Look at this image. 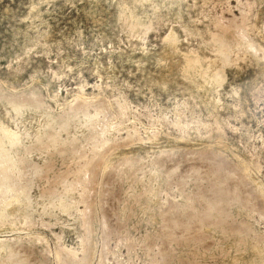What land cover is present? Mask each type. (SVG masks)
I'll use <instances>...</instances> for the list:
<instances>
[{
	"label": "rangeland",
	"instance_id": "1",
	"mask_svg": "<svg viewBox=\"0 0 264 264\" xmlns=\"http://www.w3.org/2000/svg\"><path fill=\"white\" fill-rule=\"evenodd\" d=\"M0 264H264V0H0Z\"/></svg>",
	"mask_w": 264,
	"mask_h": 264
}]
</instances>
